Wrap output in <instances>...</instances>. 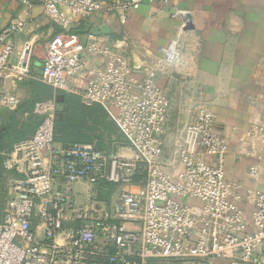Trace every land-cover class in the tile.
<instances>
[{"label":"built area","instance_id":"obj_1","mask_svg":"<svg viewBox=\"0 0 264 264\" xmlns=\"http://www.w3.org/2000/svg\"><path fill=\"white\" fill-rule=\"evenodd\" d=\"M39 1L58 27L47 45L41 81L78 95L85 106L115 108L120 143L135 156L108 152L94 143L59 142L55 102L37 104L34 113L43 119L35 134L0 151V185H5L0 264H149L223 257L264 264V191L246 190L244 197L253 205L249 222L237 203L240 185L226 177L229 146L215 128L214 112L198 104L194 121L167 151L171 100L157 76L181 63L177 41L140 78L115 44L98 46L93 36L84 43L72 31L73 18L102 11L99 0ZM143 1L118 0L123 20L125 11ZM24 27L18 16L0 32V130L3 111L13 114L22 104L7 82L30 76L31 41L19 60L12 61L16 50L11 36ZM92 55L101 62L94 63ZM263 132L264 124H256L250 134ZM207 156L217 162H208ZM249 173L257 177L260 170L251 166ZM77 182L94 191L83 204L73 187ZM136 182L141 191L122 189L110 203L94 189Z\"/></svg>","mask_w":264,"mask_h":264},{"label":"crops","instance_id":"obj_2","mask_svg":"<svg viewBox=\"0 0 264 264\" xmlns=\"http://www.w3.org/2000/svg\"><path fill=\"white\" fill-rule=\"evenodd\" d=\"M99 1L102 11L89 17L73 18L72 31L84 43L93 36L98 46L115 44L127 56L138 77L142 78L147 68H153L164 48L177 41L182 51L181 63L157 76L158 84L171 100L165 136L167 151L172 150L173 141L184 126L194 121L198 104L203 103L212 110L215 128L229 146L226 177L240 185L241 198L237 203L250 222L253 205L244 197L246 190L264 191L262 140L250 134L256 124H264V0H144L138 8L124 12L125 20L118 0ZM18 16L25 20V27L11 36L16 50L12 61L19 60L25 43L31 41L30 76L8 81L6 87L21 98L22 107H28H24V112L21 107L14 121V132L7 137L3 134L2 150L12 148L18 138L35 134L43 118L34 113V109L37 104L49 101L55 102V106L66 102L67 117H70L66 122L65 139L105 148L99 142V129L104 127L108 128L104 139L110 150L113 138L110 126L115 125L112 121L116 109L101 104L85 106L78 95L55 90L42 82L40 76L47 45L58 27L39 0H0V32ZM92 59L94 63L101 62L100 56L92 55ZM33 100L35 103L30 107ZM74 106L77 110L72 111ZM6 113L3 111V115ZM8 136H13L14 140L11 142ZM119 153L128 157L135 154L133 150ZM206 159L212 164L217 162L216 157ZM255 165L260 173L252 177L249 170ZM73 187L81 204L94 192L85 182H77ZM142 188L132 183L94 189L100 199L110 203L115 202L122 189L139 192ZM216 261L239 264L225 258Z\"/></svg>","mask_w":264,"mask_h":264},{"label":"rangeland","instance_id":"obj_3","mask_svg":"<svg viewBox=\"0 0 264 264\" xmlns=\"http://www.w3.org/2000/svg\"><path fill=\"white\" fill-rule=\"evenodd\" d=\"M15 57H13L12 59L14 60ZM62 109V105L61 103L56 106V113ZM74 110H77V106H74L72 108V111ZM114 113L116 114V110H114ZM58 116V115H57ZM74 121V119H73ZM112 122H115V125L111 123V126H110V133H111V136H113V138L111 137V146H110V150L108 149V142L105 141L107 139H104V136L107 137L108 135V128L104 129V127H100V131H99V139H100V145L102 146H105V148H100L102 150H106L108 152H113V153H116V154H119L121 155L119 152H125V151H132L131 148H129V146H126L121 142V139H120V134H119V127L117 125V122L116 120L113 119ZM80 135V134H79ZM258 138H260L262 141L264 140V132L262 134H260L258 136ZM80 142V141H79ZM115 142V144H114ZM98 147V146H97ZM99 148V147H98ZM262 149H263V146H262ZM264 150V149H263ZM135 153V152H134ZM121 156H124V157H128L127 155H121ZM135 156V154H134ZM133 157V156H132ZM136 184H139L138 182H136ZM141 185V184H139ZM5 188V185L2 184L0 185V196L3 194V189ZM106 197V196H105ZM1 217H2V211L0 209V220H1ZM227 260H232V261H236L238 262L239 264L242 263V264H246V263H243L233 257H223ZM217 259V258H216ZM216 259H210V260H198V261H192V262H185V261H177V260H153V261H150L149 264H224V263H217Z\"/></svg>","mask_w":264,"mask_h":264},{"label":"trees","instance_id":"obj_4","mask_svg":"<svg viewBox=\"0 0 264 264\" xmlns=\"http://www.w3.org/2000/svg\"><path fill=\"white\" fill-rule=\"evenodd\" d=\"M34 103H35V100L31 101L29 103L30 107L33 106ZM65 104H66V102H64V103L62 102L61 103L62 109L58 111V116L56 118V125H55L56 140H58L61 143L78 142V141H69V140L65 139V137H64L65 133H66V128H67L66 122L69 120V117H70V116L67 117V115L69 113H67V109L68 108L65 107L66 106ZM21 107H22V104L20 105L19 109L13 114H10V113L4 114L5 123H4L3 127L0 130V143L2 142V139H3L2 136H3L4 133H5L6 137H7L8 134H11V133L14 132V130H13L14 129V121H15L16 118L19 117V115L21 113ZM24 107L27 108L28 105H25V106L22 107L23 112L25 111ZM63 119L65 120V122L63 121ZM8 137H9L11 142L14 140L13 136H8ZM21 139H24V138H18V140H16L15 142H17V141H19ZM1 150H2V148L0 146V151Z\"/></svg>","mask_w":264,"mask_h":264}]
</instances>
